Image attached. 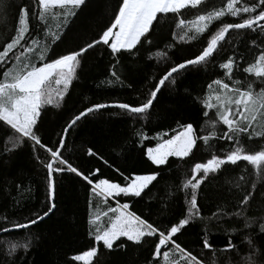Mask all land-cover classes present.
<instances>
[{
    "label": "trees",
    "instance_id": "1",
    "mask_svg": "<svg viewBox=\"0 0 264 264\" xmlns=\"http://www.w3.org/2000/svg\"><path fill=\"white\" fill-rule=\"evenodd\" d=\"M226 2L227 0H202L195 9L188 7L182 9L179 15L167 14L161 17L149 34L151 43L146 42L144 49L135 55L125 52L114 59L103 45L89 50L82 58L76 78L63 102L59 106L46 105L41 110L36 131L42 143L53 148L58 146L63 129L70 119L93 104L123 102L138 105L144 102L166 69L198 54L206 46L211 34L223 23L241 22L250 15L241 13L238 17H231L226 14L213 20L207 30L199 34L191 30V23L178 26L180 19L194 22L198 15H206L222 8ZM118 3L119 0H86V6L77 11V16L69 18L74 22L69 24L62 42H57L58 46L52 45L50 38L44 37L40 30L44 25L37 28L38 22L31 12L30 30L40 45L50 46L49 53L53 49L56 54L66 53L96 37L109 23ZM255 3L257 0H240L243 5L251 6ZM240 4L236 6L239 7ZM33 6V0H5L4 6L0 7V47L14 35L19 9ZM62 19V15L50 17L47 27L55 31ZM255 35L256 33L248 30H230L214 58L199 71L192 70L177 76L176 86L169 83L167 87H163L154 101V109L143 119L133 118L114 107L103 108L83 117L69 130L65 147L61 150L63 157L85 174L99 169L97 175L116 182L123 181L121 173L129 175L159 171L158 182L145 189L142 198L122 196L117 199L120 203H129L130 212L160 228H166L169 221H178L182 218L181 214L186 213L187 200L191 196V189L183 188V184L191 178V167L195 162L207 159L212 153L206 152L203 142L198 141L195 155L183 160L170 157V166L160 168L151 165L143 153L147 147L155 146L158 134L168 133V136H163L167 139L180 131L183 123H191L197 131L203 126L205 134L210 130L195 97L202 95L207 83L217 76L231 85L232 82L223 75L218 65L233 52L238 56L243 55L246 62L254 59L250 42ZM31 59L35 60V57ZM113 71L115 76L112 75ZM233 75L243 80L246 74L236 71ZM253 87L258 91L260 85L255 83ZM260 120L258 116V121ZM254 123L256 131H264L260 123ZM216 130L223 132L225 129L218 123ZM138 132H142L147 139L141 140ZM17 136L0 122V161H3L0 163V228L13 222L23 223L33 212L45 209L46 169L33 157L30 142L25 140L20 146H14L13 141ZM240 142L246 151L264 148V136L248 140L247 134H241ZM209 143L215 145L217 155H223L220 149L230 150L235 139L232 144L217 138L210 139ZM89 148L97 155H88ZM36 155L43 162L49 159L48 153L38 146ZM225 174L228 176V183L224 182ZM55 178L56 207L49 217L30 229L0 232V264H82L71 257L92 246L97 247V253L90 264H164L163 258L153 260L155 237H147L139 245L121 238L112 249H106L102 242L96 244L89 235L90 231L93 235L95 233V227L89 225V218L95 220L99 215L96 223L101 227L102 220H106L103 213L108 206H116L115 202L105 204L100 198L90 197L88 186L74 174L65 172ZM246 191H254V203L243 210L239 221L230 216L218 221L212 215L214 212H233L237 198ZM197 203L200 217L194 219L183 230L182 235L178 234L181 246L190 250L193 255H198L203 264H247L245 257L249 253V245L244 236H250L257 249L264 244V240L260 239L264 234L259 231V224L264 222V177H258L255 170L243 161L236 166L225 165L219 180L206 179L197 189ZM244 220L249 221L250 226L233 231ZM205 236L214 246L213 249L202 248ZM230 238L234 240L237 249L228 252L223 250V245ZM121 241L125 244L124 248L119 247ZM13 244L28 247L27 250L16 247L9 254ZM254 259L264 264V254L257 255ZM169 261L172 264H184L174 250L169 254Z\"/></svg>",
    "mask_w": 264,
    "mask_h": 264
},
{
    "label": "snow or ice",
    "instance_id": "2",
    "mask_svg": "<svg viewBox=\"0 0 264 264\" xmlns=\"http://www.w3.org/2000/svg\"><path fill=\"white\" fill-rule=\"evenodd\" d=\"M201 3L202 0H119L109 23L100 30L96 37L85 41L77 49L61 54H56L54 49L49 53V45L38 43L30 30L29 13L31 12V15L37 20V28L44 25L40 29L43 31L44 37L50 38L52 45L58 46L57 42H62V36L66 34L69 24L74 22L69 18L77 16V11L82 6H86V0H33V7L19 9L14 35L0 47V122L18 134L13 141L15 147L20 146L25 140L31 143L33 157L46 169L45 209L33 212L31 217H26L23 223L13 222L7 227L0 228V232L30 229L33 225H38L49 217L56 207L57 181L55 177L67 172L85 182L90 197L100 198L105 204L109 201L116 204L115 207L108 206L107 211L103 213L105 216L111 213L106 227H100L96 223L99 215L95 220L89 218V225L95 227L94 235L91 231L89 235L96 244L102 242L106 249H112L115 242L121 238L139 245L145 241V238L155 237L153 260L163 258L164 264H172L169 261V254L174 250L179 254L184 264H203L198 255H193L190 250H186L178 242V234L182 235L183 230L190 226L194 219L200 217L197 189L206 179L219 180L225 165L236 166L242 161L250 165L258 177H264V148L257 151H246L240 142L241 134H247L248 140L264 136V131H256V123H254H260L264 128V0H257V3L251 6L240 4V0H227L224 7L206 15H198L194 22L180 19L178 26L191 23V30L199 34L205 32L213 20L226 14L231 17H238L241 13L250 14L241 22L223 23L211 34L207 39L206 46L198 54L166 69L153 85L144 102L138 105L123 102L101 103L86 107L70 119L63 129L58 146L54 148L42 143L36 131L41 110L46 105L59 106L63 102L68 89L76 78L81 60L89 50L103 45L106 46L114 59L125 52L135 55L144 49L146 42L151 43L149 34L154 30L161 17L167 14L179 15L182 9L188 7L195 9ZM4 4L5 0H0V7H3ZM238 4H240L239 7L236 6ZM54 9L63 11L58 12ZM61 15L63 19L56 25L55 31L47 27L50 17L57 18ZM231 29L256 33L250 42V51H252L254 59L246 62L244 56H238L236 52L228 55L223 62L219 63L218 67L223 75L232 82L231 85L217 76L207 83L202 95L195 97L200 105L201 114L205 118V124L210 130L205 134L203 126L197 131L191 123H183L180 126L181 130L167 139H164L163 136H168V133L158 134L155 137L157 139L155 146L147 147L143 153L151 165L156 168L170 166V157L183 160L190 155H195L194 150L198 149V141L203 142L206 152L212 153L207 159L192 165L191 178L183 184L184 189H191L186 213H182V218H179L178 221H169L166 228H160L130 212L129 203H120L117 199L122 196L142 198L145 189H149L150 185L154 186V182H158L159 171L129 175L121 173L123 181L116 182L97 175L99 169L91 170L85 174L63 157L61 149L65 147L69 130L83 117L100 109L114 107L133 118H145L154 109V101L158 98V93L162 88L167 87L169 83L176 86L177 76H182L192 70L199 71L201 67H205L214 58V54L221 50V42L225 41L226 34ZM183 38L182 36L181 39ZM138 45L140 47H137ZM31 57H35V60ZM113 67L115 66L113 65ZM236 71L246 74L245 78L241 80L235 77L233 74ZM112 75L115 76L116 73L113 71ZM248 77L253 79L249 80ZM117 79L119 78L117 77ZM255 83L260 85L258 91L254 90ZM258 116L261 118L260 121H258ZM218 123L223 125L225 129L223 132L216 130ZM137 135L141 140L147 139L142 132H138ZM212 138L227 140L230 144L235 139V143L228 151L220 149L223 155H217L215 145L209 143ZM37 146L48 153L49 159L46 162L40 161L39 156L36 155ZM87 154L97 155L91 148L88 149ZM193 181L195 182L193 183ZM224 182H229L227 174L224 175ZM252 187L254 189L255 185ZM254 195V191H246L237 198L233 212L221 211L214 212L212 215L218 221H222L225 216L233 217L239 221L243 216V210L254 203ZM89 203H91V199ZM249 226V221L244 220L242 225L237 224L233 231ZM259 231L264 234V222L259 224ZM244 239L249 245V253L245 257L247 264H262L254 257L264 254V244L257 249L250 236L245 235ZM260 239L264 240V235ZM16 247H24L27 250L28 246L13 244L9 249V254L14 252ZM119 247H125L123 241ZM213 247L205 236L202 239V248L211 250ZM234 249H237V245L230 238L223 245V250L231 252ZM96 253L97 247L92 246L88 250L72 256L71 259L82 262V264H90Z\"/></svg>",
    "mask_w": 264,
    "mask_h": 264
},
{
    "label": "rangeland",
    "instance_id": "3",
    "mask_svg": "<svg viewBox=\"0 0 264 264\" xmlns=\"http://www.w3.org/2000/svg\"><path fill=\"white\" fill-rule=\"evenodd\" d=\"M115 207V206H114ZM109 216H111V213H109L108 214V216H106V220L105 219H103L102 221L103 222H101V224H102V226L101 227H106L107 226V222H108V217ZM116 243V242H115ZM96 256V255H95ZM95 256L94 257H92V259H91V261H90V263L92 262V260L95 258Z\"/></svg>",
    "mask_w": 264,
    "mask_h": 264
},
{
    "label": "water",
    "instance_id": "4",
    "mask_svg": "<svg viewBox=\"0 0 264 264\" xmlns=\"http://www.w3.org/2000/svg\"><path fill=\"white\" fill-rule=\"evenodd\" d=\"M232 30V29H231ZM230 31V30H229ZM226 36H227V34H226ZM68 134V133H67ZM67 137V136H66ZM62 150V149H61ZM46 219V218H45ZM18 230H24V229H18ZM18 230H13V231H18Z\"/></svg>",
    "mask_w": 264,
    "mask_h": 264
}]
</instances>
